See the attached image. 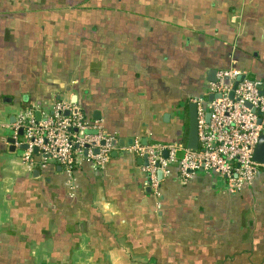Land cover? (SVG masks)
<instances>
[{
	"label": "crops",
	"instance_id": "crops-1",
	"mask_svg": "<svg viewBox=\"0 0 264 264\" xmlns=\"http://www.w3.org/2000/svg\"><path fill=\"white\" fill-rule=\"evenodd\" d=\"M230 68L264 80V0H0V264H264V177L225 195L171 167L157 199L124 150L186 140ZM59 102L122 142L101 169L24 161L18 115Z\"/></svg>",
	"mask_w": 264,
	"mask_h": 264
},
{
	"label": "built area",
	"instance_id": "built-area-1",
	"mask_svg": "<svg viewBox=\"0 0 264 264\" xmlns=\"http://www.w3.org/2000/svg\"><path fill=\"white\" fill-rule=\"evenodd\" d=\"M263 83L264 80H250L247 72L233 68L217 71L214 83L205 81L200 97L194 101L197 106L196 150L180 142L142 145L138 141L124 149L135 157H145L143 170L155 198L160 196L161 178L169 175L171 167L178 169L183 183L198 177L217 180L218 190L225 195H236L258 177H264V160L257 163L253 159L258 139L264 136V94L260 92ZM72 111L69 103L59 102L39 121L35 119L34 107L18 115L13 131L14 134L22 131L18 145H27L24 161L28 165L35 163L34 148L41 156V167L53 161L66 173L75 168L77 157L82 153L96 169L107 163L115 150L112 144L115 139L98 126L85 122L78 110L76 114ZM164 151L166 158L162 156Z\"/></svg>",
	"mask_w": 264,
	"mask_h": 264
},
{
	"label": "water",
	"instance_id": "water-1",
	"mask_svg": "<svg viewBox=\"0 0 264 264\" xmlns=\"http://www.w3.org/2000/svg\"><path fill=\"white\" fill-rule=\"evenodd\" d=\"M216 72L217 71L215 69L208 71L206 73V76H205V81L206 82H210V83H214L216 81ZM248 79L253 80V77L251 75H248ZM260 92L262 94H264V83L262 85V88H261ZM230 97H232V94H230ZM211 100H212V97H209V101H211ZM71 103H75L74 100H72ZM245 106L248 107V108H251V106L249 104H245ZM187 108H188V114H187L186 147L188 149H191V150H196V148H197V114H196L197 106H196V103L195 102L188 103ZM76 113H77V108H73L72 114H76ZM65 115H69V113H65ZM34 116H35V119L37 121L40 120L39 111H35ZM208 120H209V114L206 115V121H208ZM12 121H13V119H12ZM17 135L18 136H22V131L18 130ZM6 142L10 145V149L9 150L13 151L15 149V147H14L15 146L14 145L15 140L13 138H9ZM143 143H145V142H143ZM112 144L114 146H116V145L121 146L122 142L121 141L117 142L116 140H114ZM19 148L23 149V150H26L27 149V145L26 144H21V145H19ZM37 152L38 151H37L36 148H34L32 150L33 154H37ZM114 154H116V153L113 151L111 153V155L113 156ZM162 156L164 158H166L167 153L164 151L162 153ZM253 159L257 163H262L263 160H264V136H260L259 139H258V142H257L255 150H254ZM139 160L144 165H146L145 157H143V158H141ZM34 173H37V171H34ZM158 176L160 177V173H158Z\"/></svg>",
	"mask_w": 264,
	"mask_h": 264
},
{
	"label": "trees",
	"instance_id": "trees-1",
	"mask_svg": "<svg viewBox=\"0 0 264 264\" xmlns=\"http://www.w3.org/2000/svg\"><path fill=\"white\" fill-rule=\"evenodd\" d=\"M86 1L91 2V0H86ZM204 83H205V81L202 82L201 89H202V86L204 85ZM27 105H28V104H27ZM27 105H25L24 110L30 108L29 105H28V107H27ZM180 143L183 144V145L186 144L185 136L180 140ZM74 149H76L75 146H74ZM32 155H33V156H37L38 153H37V154H33V153H32ZM59 166H60V165H59ZM60 168L65 172V170L63 169V167L60 166Z\"/></svg>",
	"mask_w": 264,
	"mask_h": 264
}]
</instances>
